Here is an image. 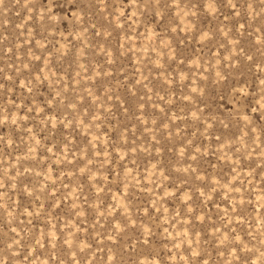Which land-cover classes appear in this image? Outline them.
Instances as JSON below:
<instances>
[{
	"label": "rangeland",
	"instance_id": "1",
	"mask_svg": "<svg viewBox=\"0 0 264 264\" xmlns=\"http://www.w3.org/2000/svg\"><path fill=\"white\" fill-rule=\"evenodd\" d=\"M0 264H264V0H0Z\"/></svg>",
	"mask_w": 264,
	"mask_h": 264
}]
</instances>
